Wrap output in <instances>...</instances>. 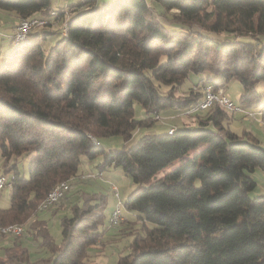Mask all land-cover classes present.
Instances as JSON below:
<instances>
[{
  "label": "trees",
  "instance_id": "1",
  "mask_svg": "<svg viewBox=\"0 0 264 264\" xmlns=\"http://www.w3.org/2000/svg\"><path fill=\"white\" fill-rule=\"evenodd\" d=\"M70 8L67 16L51 0H0L20 19H47L23 40L13 33L0 60V173L11 181L0 226L28 231L47 255L30 262L26 249L5 251L0 264H96L88 253L104 232L102 197L80 191V200L65 201L59 243L35 217L67 200L68 180L97 156L98 172L119 167L138 186L122 204L140 229L130 227L134 239L115 264H264V194L250 196L251 174L264 175V148L250 132L241 138L229 129L231 111L209 106L195 112L193 126L143 135L120 150L105 151L97 140L127 141L162 111L196 107L204 83L222 88L232 79L251 112L242 116L259 113L264 129L255 90L264 82V0H84ZM52 18L63 32L45 45L57 33L46 31ZM191 74L205 76L185 87ZM135 103L145 119L134 118ZM252 105L261 107L255 113ZM27 156L24 177L18 161ZM61 181L64 196L39 210Z\"/></svg>",
  "mask_w": 264,
  "mask_h": 264
},
{
  "label": "rangeland",
  "instance_id": "2",
  "mask_svg": "<svg viewBox=\"0 0 264 264\" xmlns=\"http://www.w3.org/2000/svg\"><path fill=\"white\" fill-rule=\"evenodd\" d=\"M84 0H51V7L53 9H59V8H65L68 13H71L70 6L75 5L79 2H82ZM100 1L101 0H97ZM54 17V16H53ZM38 18V17H37ZM42 20H47L44 18H39ZM28 20V19H27ZM40 20V21H42ZM25 21L24 19H20L14 12L5 11L0 9V60L2 59L3 54L8 49L9 42H10V36L15 31V27L17 24H21V22ZM44 23V21H42ZM43 23L41 25H43ZM51 25H49L48 29L46 31H57L56 34L50 36V41H46L44 44H52L54 43L59 37L60 33L59 31H62L61 27L63 24V21H57L53 18L50 20ZM38 24H34L31 29V34L39 32L40 28L45 27V25L41 26ZM13 31H12V29ZM47 28V27H46ZM29 34H27L26 37ZM215 38H224L223 36H214ZM25 41V40H24ZM20 41V42H24ZM205 74L202 75H193L189 76V78L185 82V87L189 86L191 82L197 81L200 77H204ZM191 78V79H190ZM255 90L258 92L259 97L261 99V102H264V82H258L255 85ZM243 89L239 82L232 79L228 81L225 85V94L233 101L238 103V99L242 93ZM261 106L252 105L249 108L253 112H258L259 108ZM134 111V118L137 120H143L146 118V113L144 109L137 103L133 106ZM171 113H177L176 110H168ZM162 111L159 114V118H156L155 121H153L150 124L142 125L140 126L135 133H133L132 137L124 141L121 136H108L104 138L97 139L100 141V144L102 148L105 151L108 150H120L123 147H130L133 146L141 136L143 135H155L160 133L167 132V128L169 126H172L175 129H181L183 121L189 122L190 117H188V114H175L174 116H171V118L168 117L170 115L169 112ZM259 113H257L256 118H243V120H240L241 117L237 116L230 120V123L228 124V127L230 130H232L238 137H243V131H248L252 134V136L257 140V143L259 146L264 148V129L262 126V123L260 119H258ZM189 126L191 125V122H189ZM171 129V128H170ZM169 130V129H168ZM94 137V136H93ZM198 150V148L191 150L188 155L191 156L193 153H195ZM177 158L165 167H163L157 174H155L154 177L151 178V181H154L155 179L160 178L163 176L166 172L172 170L174 167L180 164L184 158ZM31 157H23L20 158L18 161V168L19 172L22 176L27 177L28 176V167ZM102 161V156H97L96 158L92 160H83L82 167L86 168L87 166L91 167V170L97 171V164H99ZM1 162L2 158L0 156V170L1 169ZM90 170V169H89ZM85 172V171H84ZM86 173V172H85ZM84 173V174H85ZM77 175L75 178H71L68 180L70 184V192H68L67 196L68 199H64L63 201L57 202L58 204H54L51 206V209L39 211L36 214L35 219L43 222L50 237L54 240L55 243H59L61 240V219L62 217L67 214L60 212L59 210H65L63 206L65 205V201L69 203V201H75L80 200L79 194L80 191H85L90 194H95L100 197H102V214H103V221L100 225L101 232L103 234L101 235L100 241L98 245L94 248L89 249V255L88 260L90 262L96 263V264H115L119 256L126 255L128 253L129 245L133 241L134 234H129V231L131 230L130 227H133L132 229L138 230L140 229L141 221L136 220L134 223L133 219H130V223H125V218L123 214V218L120 222H118L117 226H110V215L111 212L115 209V205L117 203V199L115 196V190L114 187L118 190L119 194V201L120 203H123L128 197H130L132 194H134L138 190V186L132 181V179L125 175L121 168L119 167H107L104 170L101 171V175L97 178H91L90 175H85L86 178L81 179ZM9 177V175H7ZM251 177L256 182L255 189L250 193V196H257L260 194H264V176L263 172L260 168H257L252 174ZM263 179V180H262ZM64 181V180H62ZM61 181V182H62ZM263 181V182H262ZM82 182H87V184H83ZM59 183V182H58ZM79 183H82L79 185ZM10 186H5L0 191V209H5L9 206V197H10ZM72 192V193H71ZM80 202V201H78ZM68 203H66L68 205ZM64 204V205H63ZM63 208V209H62ZM57 209V210H55ZM123 210V208H122ZM125 211V210H123ZM126 212V211H125ZM132 218V216H130ZM124 223V224H123ZM123 224V225H122ZM112 225V224H111ZM24 228L23 225H20ZM27 226V225H25ZM25 230V229H24ZM26 230L24 235H21L18 238H22L26 235ZM4 237H8L9 235H0ZM13 237V236H12ZM21 247L17 246L15 251L20 250ZM43 250L38 253L37 249L33 248V254L30 255L29 261L33 262L37 260L39 257V254L41 256H44V248ZM36 251V252H35ZM40 251V250H39ZM31 252V253H32ZM43 252V254H42ZM38 255V257H37ZM4 254L2 253V250L0 251V257H3Z\"/></svg>",
  "mask_w": 264,
  "mask_h": 264
},
{
  "label": "built area",
  "instance_id": "3",
  "mask_svg": "<svg viewBox=\"0 0 264 264\" xmlns=\"http://www.w3.org/2000/svg\"><path fill=\"white\" fill-rule=\"evenodd\" d=\"M94 2L97 0H93ZM34 20H42L39 18H33L32 21ZM29 21V22H32ZM44 23L47 22L46 20H43ZM31 29H26V23L25 24H17L15 27L14 35L13 37L16 36H24L26 35L27 32H30ZM62 32H63V26H62ZM64 34V33H63ZM201 91L207 92V100L204 102V104L198 105V109L195 111H188V109H185L184 111L180 112L179 114H193L197 111H201V106H219V105H227L229 106V109H231V113L233 114H240V115H245L246 112V107L243 106L242 104L233 102L226 94H225V86L222 87L221 89H213L211 87H206L205 83L201 87ZM160 117L159 115L155 116V118ZM172 129V128H171ZM85 173V172H83ZM85 175H90L91 178H97L98 176L101 175V171H93L89 170L86 171ZM264 179V178H263ZM0 186H10L11 187V181L10 177H7V175L1 174L0 173ZM114 192H116V199L117 203L115 205V223L113 226H117V220H122L123 218V204L120 203L119 201V194L118 190L114 187ZM64 196V192L60 193L57 195V197L53 198H62ZM52 199V201H53ZM17 233H25V231H20L18 230Z\"/></svg>",
  "mask_w": 264,
  "mask_h": 264
},
{
  "label": "bare ground",
  "instance_id": "4",
  "mask_svg": "<svg viewBox=\"0 0 264 264\" xmlns=\"http://www.w3.org/2000/svg\"><path fill=\"white\" fill-rule=\"evenodd\" d=\"M29 21H32V19H29V20H25L23 22H21V24H25L26 23V29H30L34 24H38V25H41L43 22L40 21V20H34L32 22H29ZM28 33V32H27ZM26 33V35H27ZM16 36L15 38L17 40H23L25 39V36ZM16 40V41H17ZM206 87H211L213 89H221V88H214L212 85L210 84H206ZM203 92V98L202 100L198 103V105H201V104H204V102H206L207 100V92L205 91H202ZM198 105L196 107H193L191 108L190 110L188 111H193L195 109H198ZM221 107L231 111V109H229V106L227 105H220ZM209 106H201V110H205L207 109ZM251 113V112H250ZM249 113V114H250ZM171 131V130H170ZM92 141L94 143H96V140L92 137L91 138ZM4 188V186H0V191ZM69 189V186L67 185L66 182H60V183H57L55 186H53V188L48 192V194L46 195V197L44 198V200L42 201V203L39 205V210H43L45 208H47L48 205H51L53 202H55L57 199L59 198H56V199H53L55 197H57L58 194L60 193H63L65 191H67ZM115 196H116V192H115ZM53 199V201H52ZM121 220H117V224L118 222H120ZM115 223V209L111 212V215H110V224H114ZM20 230L22 231L21 227L17 226V225H9V226H0V235H9V236H19L21 233H17V231Z\"/></svg>",
  "mask_w": 264,
  "mask_h": 264
},
{
  "label": "crops",
  "instance_id": "5",
  "mask_svg": "<svg viewBox=\"0 0 264 264\" xmlns=\"http://www.w3.org/2000/svg\"><path fill=\"white\" fill-rule=\"evenodd\" d=\"M65 8H62V10L65 9ZM167 111L168 110H165V112H167ZM169 113H170V115H168L169 118H171V116H174L175 114L177 115V113H175V114L174 113H171V112H169ZM187 116L190 117L189 122H191V125H195V113L189 114ZM237 116H240L241 117L240 120H243L244 121V119H242L243 118L242 115H240V114H234V115H232V117H231L230 120H232V122H233V118L234 117H237ZM189 122L187 123V122L183 121L181 128L190 125ZM170 128L175 129L172 126H169L167 128V131H168V129H169V131L172 130ZM89 169L91 170V167L90 166H87L86 168L83 167V171H85V172L86 171H89ZM79 177L81 179L86 178L85 177V174H81ZM82 183L84 184V182H82ZM82 183H79V185H81ZM85 184H87V182H85ZM55 210H57V209H55ZM59 211L60 212H63V211H61V209ZM130 216L131 215L129 213L124 215L125 223H130V219H131ZM17 246L21 247L20 249H26L29 252V255H32L33 254V252H32L33 251V248L34 249L36 248L38 253H40L43 250L42 247L39 244V240L38 239H34L33 236H32V234H30L28 231L26 232V235L24 237H22V238H15V237H12V236H8V237L6 236V237L3 238V236H0V251L2 250V253L3 254L5 253V251H9V252L10 251H15ZM44 253H45L44 256H46L47 255L46 254V250H44ZM42 254H43V252H42ZM37 257H38V255H37ZM40 257H43V256H41L39 254V257L38 258H40Z\"/></svg>",
  "mask_w": 264,
  "mask_h": 264
}]
</instances>
